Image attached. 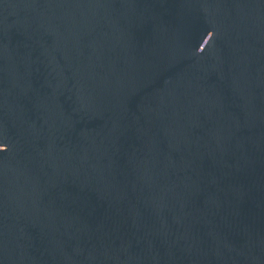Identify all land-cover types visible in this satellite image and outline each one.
Here are the masks:
<instances>
[{
  "label": "water",
  "instance_id": "1",
  "mask_svg": "<svg viewBox=\"0 0 264 264\" xmlns=\"http://www.w3.org/2000/svg\"><path fill=\"white\" fill-rule=\"evenodd\" d=\"M0 264H264V0H0Z\"/></svg>",
  "mask_w": 264,
  "mask_h": 264
}]
</instances>
